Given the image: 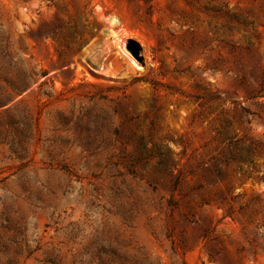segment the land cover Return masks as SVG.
I'll use <instances>...</instances> for the list:
<instances>
[{"label":"rangeland","instance_id":"rangeland-1","mask_svg":"<svg viewBox=\"0 0 264 264\" xmlns=\"http://www.w3.org/2000/svg\"><path fill=\"white\" fill-rule=\"evenodd\" d=\"M262 74L264 0H0V264H264Z\"/></svg>","mask_w":264,"mask_h":264},{"label":"trees","instance_id":"trees-1","mask_svg":"<svg viewBox=\"0 0 264 264\" xmlns=\"http://www.w3.org/2000/svg\"><path fill=\"white\" fill-rule=\"evenodd\" d=\"M237 19V18H235ZM244 25H248V22H244ZM226 33H231L233 28L230 26L225 27ZM248 50V48H247ZM264 98V75L260 77V80L256 83V87L249 94L245 100H250L253 102L255 106L260 105L264 106V102L258 101V99ZM245 112H247L244 109ZM247 114H249L247 112ZM246 123L247 120H246ZM229 123L227 121L222 122L218 127H215V135L218 139L220 145L223 147L222 149L226 150L227 156L221 160V163L224 165H228L229 162H233L237 165L238 169H241V166H245L247 164H251L253 159L256 157L264 156V141L259 139L249 137L248 133L246 132L240 138L235 139L231 136L229 132ZM151 156L150 152L147 156H139L136 158V161L142 159L146 160ZM162 158L160 159L159 164L163 167V169L168 167L167 162H165V155H161ZM264 181V180H263ZM178 184V178H176L172 183V188L175 189ZM243 207H239L241 210ZM233 208L230 206L228 209V214L230 215L233 213ZM264 222V221H263Z\"/></svg>","mask_w":264,"mask_h":264},{"label":"water","instance_id":"water-1","mask_svg":"<svg viewBox=\"0 0 264 264\" xmlns=\"http://www.w3.org/2000/svg\"><path fill=\"white\" fill-rule=\"evenodd\" d=\"M128 50L133 55V57H138L139 49L137 48V46H135L134 44H129Z\"/></svg>","mask_w":264,"mask_h":264}]
</instances>
